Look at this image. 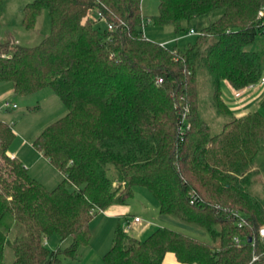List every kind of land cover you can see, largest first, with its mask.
Segmentation results:
<instances>
[{
	"label": "trees",
	"instance_id": "trees-1",
	"mask_svg": "<svg viewBox=\"0 0 264 264\" xmlns=\"http://www.w3.org/2000/svg\"><path fill=\"white\" fill-rule=\"evenodd\" d=\"M44 8L50 31L38 45L0 40V82L11 81L16 95L49 87L64 104L32 141L63 177L52 189L32 177L9 150L16 133L0 120V264L7 252L10 264L79 261L92 218L125 203L135 186L211 242L168 227L140 239L119 222L106 264H163L168 252L182 264H264V186L252 187L264 114L233 115L221 93L223 80L236 90L264 75V0H158L148 19L177 36L220 10L183 48L146 36L141 0H31L22 26L34 29ZM200 69L207 103L227 117L217 132L202 114ZM52 234L69 245L50 250Z\"/></svg>",
	"mask_w": 264,
	"mask_h": 264
},
{
	"label": "rangeland",
	"instance_id": "rangeland-1",
	"mask_svg": "<svg viewBox=\"0 0 264 264\" xmlns=\"http://www.w3.org/2000/svg\"><path fill=\"white\" fill-rule=\"evenodd\" d=\"M31 0H3L0 6V40L8 41L10 43L21 44L25 46L38 45L41 40L50 31V18L46 8L42 9L36 17L34 29L26 30L22 24L23 7ZM141 8L145 17L144 32L146 36L157 42H165L167 46L172 47L177 45L178 48H183L188 43L196 42L201 33V29L206 26L211 20L216 18L220 10H215L206 15L194 18L187 25V30L192 28L195 33L188 34L183 31L181 35H175L172 32V26H158L153 24L148 17L158 13V0H141ZM261 14V13H260ZM176 38H178L176 43ZM255 44H252L254 49ZM198 85H199V99L202 108V114L207 122L210 124L213 131L217 132L223 121L227 119L226 116H220L215 113L212 107L207 103L208 92L210 91V82L207 73L204 70L198 71ZM262 86V87H261ZM261 90V91H260ZM13 84L11 81L0 82V120L5 121L11 126L16 133L10 150L19 147L21 142L26 143L23 151L27 155L33 152L31 142L38 135V133L48 124L65 114V106L59 97L49 88L46 87L31 95H16L13 92ZM264 91V85H260L259 91L256 87L249 89L241 98L249 102V108L253 110H260L264 114V109L259 107V100ZM221 93L224 101L233 107V102L236 100L233 97V89L226 80L221 82ZM5 100H9L11 104H16V107L5 108L2 106ZM34 153V152H33ZM36 155V154H34ZM28 157H31L29 155ZM30 162L33 163V159ZM255 167L259 170L252 187L256 193H261L264 186V144L255 159ZM29 173L40 181L46 188H54L62 179V174L51 164L48 160H36L31 167ZM119 207L118 218L114 221L117 227L118 222L122 224L123 229L127 225L130 226L129 234L140 239L146 238L157 227H168L173 230L183 232L184 234L198 238L204 242H211L209 235L202 229L195 226L185 224L170 215L161 214L159 209V202L152 192L144 186H135L133 188L132 196L125 203H117ZM105 208L97 213L93 218L106 217ZM134 217H139V223L134 222ZM92 218V219H93ZM119 220V221H118ZM99 221V220H98ZM93 227V226H92ZM116 229V228H115ZM92 231V230H91ZM99 231L92 232L91 244L89 247H83L80 251V260H71L63 257L60 264H106L103 256L113 239L114 233L107 238L103 243V239L99 237ZM46 246L50 250H57L69 245L70 240L63 241L59 235L52 234L47 238ZM102 239V240H101ZM12 262V256L5 255V264ZM165 264H179L172 260L165 261Z\"/></svg>",
	"mask_w": 264,
	"mask_h": 264
},
{
	"label": "crops",
	"instance_id": "crops-1",
	"mask_svg": "<svg viewBox=\"0 0 264 264\" xmlns=\"http://www.w3.org/2000/svg\"><path fill=\"white\" fill-rule=\"evenodd\" d=\"M189 29H191V28H189ZM172 32H174V30H173V27H172ZM187 32H188V30H187ZM178 38H176V43H177V40ZM162 43H165V42H162ZM227 82V81H226ZM231 86V85H230ZM232 87V86H231ZM262 87V86H261ZM232 89H233V91H234V88L232 87ZM259 89H260V85H257L256 86V90H258L259 91ZM261 91V90H260ZM13 93H14V88H13V91H12ZM263 93H264V91H263ZM263 93L261 94V97H262V95H263ZM234 97V96H233ZM242 97V96H241ZM235 98L236 100L233 102V107H229L231 110H232V113H233V115H236V116H238V115H242V114H244V113H247V112H249V111H253V108H249V102H250V100L249 101H247V100H244L243 98ZM261 97H260V99H261ZM260 101V100H259ZM229 106V105H228ZM12 144V143H11ZM31 145H32V142H31ZM33 146V145H32ZM24 147H26V143L25 142H21V144H20V146L18 147H16L15 149H11L10 150V148H9V150H10V152H11V154L13 155V156H16V157H18L21 161H22V163L28 168V170H29V167H31V165H33L34 163H35V161L36 160H39V159H44V160H47L45 157H43L42 156V154L39 152V151H37L34 147H33V149H34V153L33 152H29V153H27V155L25 154V152L23 151V148ZM34 154H36V155H34ZM29 155H31V157H28ZM34 156H36L35 157V160L33 159V163L32 162H30L29 160H30V158H34ZM49 162V161H48ZM50 163V162H49ZM61 173V172H60ZM32 177H34V176H32ZM35 178V177H34ZM36 179V178H35ZM40 182V181H39ZM60 182V181H59ZM58 182V183H59ZM117 203H114V204H111V205H109L107 208H109L108 210L109 211H105V213L107 214L106 215V217H102L101 219L97 216V217H95V218H93L92 220H91V222H90V228H91V237H92V232H93V234H94V230H96L97 232L99 231V237L100 238H102L103 239V243L106 241V239L107 238H111L110 236L112 235V233H114V231H115V228H116V226L114 225V221L116 220L115 218H116V216L118 217V218H120L121 216H119L120 215V213H118V211H119V207H117V205H116ZM104 211V210H103ZM99 220V221H98ZM119 221V220H118ZM141 221V219L138 221V222H135V223H139ZM119 222H121V221H119ZM118 222V223H119ZM93 226V227H92ZM130 228V227H129ZM130 231V230H129ZM101 239V240H102ZM47 240L48 239H46L45 240V243H47ZM63 241H69L68 239H64ZM90 244H91V241H90ZM90 244L87 246V247H89L90 246ZM111 244H112V242H111ZM111 244H110V246H111ZM110 247H108L107 249H109ZM107 251V250H106ZM166 260H168L169 262H172V260H174L175 262H178L179 264H182V263H180L179 261H177V259H176V257H175V255L173 254V253H171V252H168V253H166V255H165V257H164V259H163V264H165V261Z\"/></svg>",
	"mask_w": 264,
	"mask_h": 264
},
{
	"label": "built area",
	"instance_id": "built-area-1",
	"mask_svg": "<svg viewBox=\"0 0 264 264\" xmlns=\"http://www.w3.org/2000/svg\"><path fill=\"white\" fill-rule=\"evenodd\" d=\"M262 14V12H260ZM108 28L109 29H112V25H108ZM195 31L191 28L188 30V34H194ZM158 82H161V79L158 80ZM257 85H264V75L259 79V81L256 83V84H250L248 86H245L243 88H240V89H236L233 91V96L234 98H240L241 96H243L249 89L253 88V87H256ZM5 108H8L10 106L12 107H16V104H11V102L9 100H5L4 103H2ZM140 220L139 217H134V222H138ZM239 226H241V224H239ZM129 225H127L125 227V231L128 232L129 231ZM258 235L261 239H264V226H261L258 230ZM235 241H239L238 238H235ZM258 257L257 256H254L252 261L256 260Z\"/></svg>",
	"mask_w": 264,
	"mask_h": 264
},
{
	"label": "water",
	"instance_id": "water-1",
	"mask_svg": "<svg viewBox=\"0 0 264 264\" xmlns=\"http://www.w3.org/2000/svg\"><path fill=\"white\" fill-rule=\"evenodd\" d=\"M251 239H252V238L249 236V237L247 238V241H249V242H250V241H251Z\"/></svg>",
	"mask_w": 264,
	"mask_h": 264
}]
</instances>
